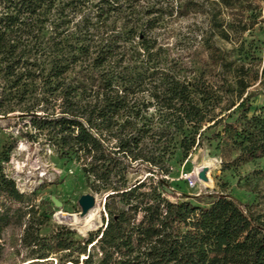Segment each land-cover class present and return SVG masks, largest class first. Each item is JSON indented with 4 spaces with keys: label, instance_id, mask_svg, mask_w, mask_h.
<instances>
[{
    "label": "trees",
    "instance_id": "trees-1",
    "mask_svg": "<svg viewBox=\"0 0 264 264\" xmlns=\"http://www.w3.org/2000/svg\"><path fill=\"white\" fill-rule=\"evenodd\" d=\"M205 1L0 0V118H28L34 133L25 137L44 138L59 158L78 162L92 192L112 193L103 226L87 239L67 226L42 236L50 216L6 173L14 143L4 147L0 256L5 232L18 227L14 246L37 263L264 264V211L218 192L173 202L152 179L170 173L178 148L187 157L217 127L208 140L222 154L230 143L232 163L264 158V106L251 112L249 92L264 71L244 63L256 57L243 40L230 50L242 59L221 54L216 87L162 67L160 32L178 12L206 15L209 37L232 42L223 18L229 0H213V9ZM137 163L153 175L129 180Z\"/></svg>",
    "mask_w": 264,
    "mask_h": 264
},
{
    "label": "rangeland",
    "instance_id": "rangeland-1",
    "mask_svg": "<svg viewBox=\"0 0 264 264\" xmlns=\"http://www.w3.org/2000/svg\"><path fill=\"white\" fill-rule=\"evenodd\" d=\"M212 1H205L209 9H213ZM223 18L233 31L232 42L209 37L206 15L192 13L182 16L178 12V18L160 32L162 67L175 73L180 79L204 81L216 87L220 83L221 54L224 53L227 59H242L230 50L234 41L239 44L243 40L245 52L253 53L256 57L255 60L245 59L244 63L247 67L258 69L259 73L264 71V0H229ZM243 25H246L247 30L239 34ZM154 81L159 83L160 77ZM249 92L251 112H254L258 107L264 106V76L249 88ZM233 119L234 116L228 121ZM219 129L217 127L207 132L202 146L194 148L187 157L178 148L169 162L170 173L161 176L155 172L153 181H163V191L173 202L185 199L196 203L195 197L218 192L254 204L264 211V158L240 164L232 163L236 152L230 147V143L223 145L222 154L215 149L217 141L208 140ZM27 131L34 133L28 124V118H21L16 113L0 118V151L14 143L9 162L5 164L6 173L15 181L21 193L35 195V205L49 214L50 221L40 230L42 236L67 226L76 233V240L87 239L89 233H95L106 220L101 201L103 194L94 193L87 187L78 162L59 158L48 140L41 137L37 140L27 138L24 136ZM176 140L179 142L180 135ZM17 164H21L20 169ZM151 172L152 167L147 163H137L128 171L127 177L134 182L151 177ZM202 173L206 179H202ZM207 176L211 183L203 187L202 181H206ZM83 194L99 197L96 203L98 220L80 222L81 208L78 199ZM53 197L62 203L61 207L55 206ZM21 232L22 229L18 227L9 228L5 232L0 264H51L37 263L29 255L28 249L14 246L19 244ZM91 252L96 257L95 261H98L97 247H93ZM79 256L78 261L73 262H81L83 255Z\"/></svg>",
    "mask_w": 264,
    "mask_h": 264
},
{
    "label": "water",
    "instance_id": "water-1",
    "mask_svg": "<svg viewBox=\"0 0 264 264\" xmlns=\"http://www.w3.org/2000/svg\"><path fill=\"white\" fill-rule=\"evenodd\" d=\"M2 118V117H1ZM202 179H206L204 174L202 173ZM109 194H112L111 192L110 193H106L103 195V197L101 198V201L103 202V210H104V203H105V200H106V197L109 195ZM52 201L53 203L55 204V206L57 207H61L62 203L59 202L55 197L52 198ZM78 204H79V207L81 209H91L95 206L96 204V196L92 195V194H83L80 196V198L78 199Z\"/></svg>",
    "mask_w": 264,
    "mask_h": 264
},
{
    "label": "bare ground",
    "instance_id": "bare-ground-1",
    "mask_svg": "<svg viewBox=\"0 0 264 264\" xmlns=\"http://www.w3.org/2000/svg\"><path fill=\"white\" fill-rule=\"evenodd\" d=\"M17 156V155H16ZM19 166V169L21 167V164H17ZM208 167V166H204ZM210 167V166H209ZM202 168V167H201ZM200 168V169H201ZM203 169V168H202ZM200 172V171H199ZM208 177V176H207ZM211 183L210 178L208 177L206 181H202V186L207 187ZM99 197H96V203H98ZM99 219V214L96 209V204L93 208L91 209H81V212L79 214V220L80 222H89L90 220L96 221Z\"/></svg>",
    "mask_w": 264,
    "mask_h": 264
}]
</instances>
